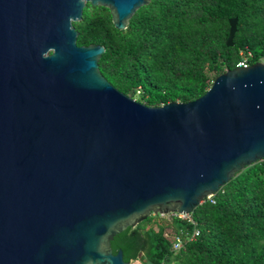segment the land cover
<instances>
[{
	"label": "water",
	"instance_id": "obj_1",
	"mask_svg": "<svg viewBox=\"0 0 264 264\" xmlns=\"http://www.w3.org/2000/svg\"><path fill=\"white\" fill-rule=\"evenodd\" d=\"M148 2L0 0V264H133L115 235L190 215L264 159L263 63L150 107L101 75L102 46L76 44L86 4L122 31Z\"/></svg>",
	"mask_w": 264,
	"mask_h": 264
},
{
	"label": "trees",
	"instance_id": "obj_2",
	"mask_svg": "<svg viewBox=\"0 0 264 264\" xmlns=\"http://www.w3.org/2000/svg\"><path fill=\"white\" fill-rule=\"evenodd\" d=\"M72 26L78 46L104 48L97 64L105 80L150 107L193 101L237 64H264V0H149L122 31L106 8L86 4ZM212 200L192 210L191 222L150 216L115 235L123 262L264 264V159L234 175ZM175 238L182 243L176 251Z\"/></svg>",
	"mask_w": 264,
	"mask_h": 264
},
{
	"label": "built area",
	"instance_id": "obj_3",
	"mask_svg": "<svg viewBox=\"0 0 264 264\" xmlns=\"http://www.w3.org/2000/svg\"><path fill=\"white\" fill-rule=\"evenodd\" d=\"M240 67H246L245 64H239ZM206 200H208L209 203L213 204L214 201L212 200V196H208L206 198ZM167 216H170V217H174V218H179V219H182V220H186L187 222H191V219L186 215H180V214H170V215H167ZM197 235V232L194 231L193 234L187 239V240H190L192 239L193 237H195ZM182 243L181 241L178 239V238H175V241L172 243V249L173 250H178L180 247H181Z\"/></svg>",
	"mask_w": 264,
	"mask_h": 264
},
{
	"label": "rangeland",
	"instance_id": "obj_4",
	"mask_svg": "<svg viewBox=\"0 0 264 264\" xmlns=\"http://www.w3.org/2000/svg\"><path fill=\"white\" fill-rule=\"evenodd\" d=\"M161 219L168 220L169 219V216H161V217H159V221H161ZM133 264H140V263L138 261H134Z\"/></svg>",
	"mask_w": 264,
	"mask_h": 264
},
{
	"label": "clouds",
	"instance_id": "obj_5",
	"mask_svg": "<svg viewBox=\"0 0 264 264\" xmlns=\"http://www.w3.org/2000/svg\"><path fill=\"white\" fill-rule=\"evenodd\" d=\"M237 66L240 67L239 64H237L236 67H237ZM247 66H250V65H246V67H247ZM243 68H244V67H243ZM133 100H134V99H133ZM205 199H206V198H205ZM205 199H204V200H205ZM202 202H203V201H202ZM166 216H167V215H166ZM158 217H161V216H158ZM138 262H139V261H138Z\"/></svg>",
	"mask_w": 264,
	"mask_h": 264
}]
</instances>
